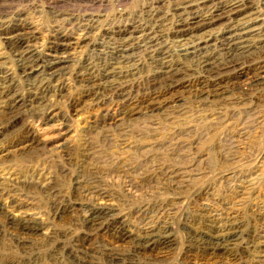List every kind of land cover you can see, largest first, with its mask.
Listing matches in <instances>:
<instances>
[{
    "label": "rangeland",
    "instance_id": "374dc122",
    "mask_svg": "<svg viewBox=\"0 0 264 264\" xmlns=\"http://www.w3.org/2000/svg\"><path fill=\"white\" fill-rule=\"evenodd\" d=\"M202 1L162 0L153 5L151 0H126L117 6L115 0H0V84L5 81L18 101L11 106L17 121L0 137V264H105L112 248L126 252L127 244L111 245L109 231L84 230L80 206L53 215V209L75 198L88 206L105 204L111 219L134 232L146 224L145 217H168L172 244L153 256L154 264H248L252 249L242 254L240 246L245 247L250 237L264 238V229L257 222L264 218V79L260 91L248 96L234 92L242 80L233 74L221 78L219 92H211L214 78L185 74L187 59L178 54L190 47V42L200 40L169 41L171 24L187 20L192 12L205 15L208 9L212 11L211 6L231 0ZM254 3L259 6L253 15L258 23L252 27L259 30L264 28V3ZM153 6L159 12L156 24L143 13ZM222 16V22L203 32L205 38L216 36L228 22L229 14ZM11 22L21 25L24 46L44 60L43 64L56 58L63 61L54 76L37 73L29 80L22 76L5 38ZM133 24L152 26L154 32L148 31L149 37L163 41L174 54L167 70L184 73L172 78V89L150 98L157 104L154 106L166 102L177 106L174 110L180 109L179 113L173 116L155 107L149 112L144 107L149 102H141L150 93L149 73L153 72L138 49L145 38L140 33L130 39L138 50L119 63L122 71L133 68L131 73L137 78L122 98L103 89L99 92L104 81L110 80L101 76V68L114 62L108 56L112 41L103 34L116 25ZM257 30L242 36L255 40ZM61 36L66 41L59 47L54 43ZM39 81L47 87L45 92L34 90ZM96 93L102 99L97 103L93 100ZM4 106L0 104V120L4 119ZM133 107L136 109L131 112ZM16 137L20 140L10 144ZM85 143L87 154L81 153ZM169 169L182 171L180 182L170 184L165 176ZM90 185L110 196L103 201L86 200L81 190ZM164 206L168 207L165 211L161 210ZM223 207L228 210L224 212ZM199 209L211 211L212 216L230 212L239 218L240 232L243 229L245 234L240 233L233 247L235 257L224 254L204 260L195 251L187 252L186 237L191 230L200 231L201 224L196 222ZM22 217L39 231L18 244L6 222ZM82 237L86 240L78 246ZM140 258L138 263L144 261Z\"/></svg>",
    "mask_w": 264,
    "mask_h": 264
},
{
    "label": "bare ground",
    "instance_id": "6f19581e",
    "mask_svg": "<svg viewBox=\"0 0 264 264\" xmlns=\"http://www.w3.org/2000/svg\"><path fill=\"white\" fill-rule=\"evenodd\" d=\"M124 1L126 0H115V3L118 6ZM195 1L196 0H194V2ZM262 1L264 3V0ZM151 2L153 3V5H156L157 3L162 2V0H151ZM215 4L217 3H214V5ZM9 6L10 5L6 7H8L9 9ZM210 8L212 9V11L208 9L207 14L205 15L192 12L189 14L187 20L175 21V23H172L169 28V32L171 35L168 39L169 41L171 40L175 43H181L183 41L190 42L192 39L197 38L200 40L198 43L194 44L193 42H190L192 43V45L187 49H184L182 53L178 54V57H180L181 59H187L188 64L184 66L185 74L187 71L188 73H190L191 76L196 75L199 78L205 79L214 78V80H216V83L214 84V88L211 90V92H219L220 88H217L218 82L221 80L222 77H224L225 74L230 73L233 74V77L236 80H242L241 82L236 83V86L233 89L234 92H242L243 95L246 94L248 96L259 92L262 86V80L264 79L262 76V74H264V28L257 30L258 27H252L254 25H257L258 23V20H256L253 15L256 12L255 10H259V6L254 3V0H231L229 3H226L224 5L216 6L214 8L213 6H211ZM151 9L153 11L150 10V8L149 10L148 8H146L145 10H143V13L147 14V16L150 18V21L156 24V22L158 21L157 19L159 12L157 10V7L153 6V8ZM6 11L7 10H5V12ZM223 13L229 14V17L227 18L228 22L222 24L223 27L216 36L205 38L202 35L203 32L206 29L214 26L215 24L222 22L224 19V17L222 16ZM143 24L141 26L139 24H133L129 27L116 25L111 29H108V31L103 34L104 39H109L110 41H112V46L109 48L108 56L110 59L114 60V62L110 63L112 65L106 63L101 68V76L105 79L110 80L104 81V84H102V87L99 89V92L103 89L108 91L110 94L115 95L116 97L122 98L124 96L123 92H126L127 87H129L132 81L134 82L137 77L134 79L136 74L131 73L133 68L129 69L128 71H122L119 68V63L128 61V58H131L133 55L132 52L140 49L144 53V57H146V59L149 61L153 72L149 73V75L151 74V79H149L150 81L148 84V92L150 93L147 97L143 96L144 98L141 102H149L147 106H144L149 112L152 111L151 108L155 107V109L158 108V110L162 112L165 110L166 115L170 117L173 116V114L177 111L174 110L175 108H177V106L170 105L169 102L154 106L156 103L153 102V99L150 98H152V96L158 94L159 92H165L172 89L174 87L173 84L175 83L172 78L181 77L182 75H184V73H171L173 71H177L167 70L168 66L172 62L174 54L167 48V46H165L163 41L154 37H149L150 33L148 31L154 32V30H152V26H150L149 24V26H144ZM22 30L23 29L21 25H18L16 22H11V24L7 27V30H5V38L9 41L10 47L13 50L12 52L14 53V58H16L15 60L19 63L22 76L28 80L34 78V74L37 73L45 74L49 78L54 76L56 74V66L62 63L63 61H60L56 58L49 64H43L45 62L44 60L37 58L36 54L32 49L28 48L27 46H24V33L22 32ZM255 30H257V38L255 40L246 39L245 36H242L243 34L253 32ZM135 33H140L145 37L143 39L144 45L142 47L139 46L138 49L137 47H134L130 40ZM116 40H123L124 42L121 45H116V43H113ZM65 41L66 40L62 39V36L56 37L54 44L59 47L64 46L62 42ZM34 86V90L38 92H45L47 90L45 84L40 81L36 85H33V87ZM9 94L11 95L8 97ZM99 94L100 93H96L93 99L96 100V103L98 102L99 98L101 99V97L97 96ZM0 101L3 105H5V112L3 113L4 119L0 120L1 137L3 133L8 130L11 126H13L17 121V115L11 106L17 103L18 101H16V96L14 92L11 93V89L7 88L5 81H2V83L0 84ZM204 103L207 104L210 103V101H205ZM135 109L136 107H133L131 112H133ZM145 112L147 113V111ZM123 133L124 132H122V134ZM112 136L111 138L113 139ZM19 140L20 137H16V140H12L10 144L15 143ZM79 146L82 147L81 144ZM87 147L88 146L85 143L84 148H81V153L87 154L86 152L89 151ZM181 174L182 171H179V169H169L165 172V176L168 180H170V184L179 181L180 179H178V177H181ZM75 184L77 185L78 182H76ZM81 192V196L88 201H90V199L92 198H99L102 201L104 199H108L106 197L108 194L106 195L105 191L96 190V186L94 185L88 186V188H86L84 191L81 190ZM75 199H73L72 202L62 204V206L60 205L61 207L58 206L59 208L53 209V215L57 216L58 214H62L64 212L74 209V206H80L81 208H83L84 211V215L82 217V226L84 230L91 232L105 229L106 231L110 232L109 237L111 245H117L120 243L128 245L127 251L123 254H121L120 252V254L118 252H115L113 248L110 250V253H105V264H151V262L152 264H154L155 260L153 256L166 251L168 248H170L172 244V241L168 236V234H170L168 233V217H166L167 219L165 217L160 219V215L158 216V218H154V216L145 217V220H147V222L145 221L146 224L141 229L138 228L139 230L136 229L137 231L134 232L128 230L121 223H118L117 221L111 219L109 215V210L105 206V204L101 203V205L100 203H97L88 206L87 202L79 204V202L77 201L78 199ZM160 204L162 205V203ZM75 208L77 209V207ZM164 208L168 207L164 206L161 210L165 211ZM221 210L226 212L228 209L223 207ZM199 212V219H195L196 222L198 221V223L201 224V227L199 228L200 231L191 230L192 234H189V236H187L188 238L186 237L187 252L195 251L196 254L204 260L216 258L217 256L224 254L229 257H235L237 252H234L233 247L237 245L236 243H238L237 241L240 239L241 236L240 233H243V229L240 232V228L242 226L239 218L237 219L236 216H231L230 214L232 213L230 212L226 213L223 217L221 215L222 218L218 215L212 216L211 211L209 212V210L206 209H199ZM152 215H154V213ZM140 219L142 222H144L143 218L140 217ZM104 222L109 223L104 224ZM257 222L259 223V225H261L260 227L264 229V218L258 219ZM6 223L8 226H10V236L14 237V240L16 241V243L18 242V244H22L24 241H27L29 237L34 236V231L38 230L28 218H23L15 222L12 219H8ZM5 228L7 229L8 227ZM39 229H41V227ZM257 239H254L252 237H250V239L248 240L245 239L247 242L245 243L246 246L243 247L244 244L240 246L241 251L243 250L242 254H245L247 250L252 249L251 251H249L251 252L250 254L252 255V257L248 261V264H264V238L262 241H258L259 239ZM85 240V237L79 238L78 246H81ZM249 252L247 254H249ZM144 256L146 258H144ZM140 257L144 259L142 263L137 262V259Z\"/></svg>",
    "mask_w": 264,
    "mask_h": 264
}]
</instances>
